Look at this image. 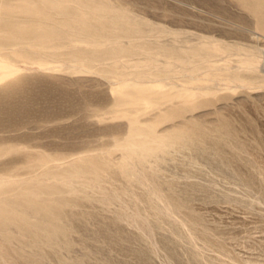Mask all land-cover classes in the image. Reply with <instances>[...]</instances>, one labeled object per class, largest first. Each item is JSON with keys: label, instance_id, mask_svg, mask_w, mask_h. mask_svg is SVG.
<instances>
[{"label": "rangeland", "instance_id": "1", "mask_svg": "<svg viewBox=\"0 0 264 264\" xmlns=\"http://www.w3.org/2000/svg\"><path fill=\"white\" fill-rule=\"evenodd\" d=\"M246 1L101 0L141 21L108 40L74 19L0 33L21 109H0V264H264V5Z\"/></svg>", "mask_w": 264, "mask_h": 264}, {"label": "bare ground", "instance_id": "2", "mask_svg": "<svg viewBox=\"0 0 264 264\" xmlns=\"http://www.w3.org/2000/svg\"><path fill=\"white\" fill-rule=\"evenodd\" d=\"M68 1L69 0H0V11H3L6 15L4 19L1 20L0 18V33L2 36L9 39L7 41L27 40L40 43L45 39L64 36L63 30L66 28L62 27V25L68 26L70 23L68 20L74 19L77 21L76 26L73 28L69 27L65 31L80 30L86 33L89 38L97 35L104 37L105 35L108 40V37L110 38L116 35V28L120 29L123 34L127 36V34L133 33V26L138 23V20L141 22L140 19L136 21L134 15H131L132 11L129 13L127 10L121 11L120 9H116L113 16H108L105 12L112 11L114 8L101 3V0H77V6L68 4ZM245 2L248 1L245 0ZM257 5L258 7L259 5H264V0L259 1ZM48 11H51V14L59 18L60 24L54 26L47 24L49 21L46 20L45 17ZM143 11L144 10H142V12ZM18 12L23 13L25 19H16L14 16ZM108 22H113L116 27L112 29L109 28ZM111 49L112 48H110V50ZM117 50L122 51L120 47H118ZM18 91L17 89L8 96H4L3 93H0V109L8 111L12 115L19 114V112H21V109H19L20 106L18 108V106H12L10 103L5 102L6 97H14Z\"/></svg>", "mask_w": 264, "mask_h": 264}]
</instances>
